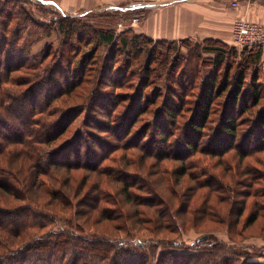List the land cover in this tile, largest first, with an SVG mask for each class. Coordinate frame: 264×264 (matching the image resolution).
I'll return each instance as SVG.
<instances>
[{
	"label": "rangeland",
	"instance_id": "obj_1",
	"mask_svg": "<svg viewBox=\"0 0 264 264\" xmlns=\"http://www.w3.org/2000/svg\"><path fill=\"white\" fill-rule=\"evenodd\" d=\"M112 1L120 4L110 6L116 11H109L110 7L102 11L103 5L96 12H92L95 9L81 11L75 7L61 12L57 7L45 5L39 0L19 3L25 21L18 24L16 19L13 20L9 30H17L24 36L18 46L26 39L29 40V67L8 73V81L2 83L5 90L14 92L26 89L27 81L50 75V82L43 83L40 80L45 92L39 98L44 105L35 106L37 110H44L41 121L47 128L51 126L48 132L52 131L54 134L58 129L67 130L64 134L61 131L55 133V139L47 148L77 141L83 136L89 139L87 144L90 148L91 142H96L91 151L95 156L101 157L98 169H92L94 166L91 163L94 164L98 158L92 157L89 165L58 168L51 175L39 176V170L19 151L21 146L18 144L13 145L15 150L6 160L23 165V174L30 182L27 187L32 185L29 195L41 205L52 209L47 212L55 222L49 226V230L70 231L90 239L104 237L118 249L136 243L143 246L142 250H152L157 254L164 250L188 251V247L195 251L194 245L199 242L198 239L208 235L205 240L207 242L200 243L196 250H204L209 247L208 243H226L234 251L250 253L254 259L264 261V217H260L249 227L245 225L250 213L257 209L256 203L264 209V150L254 151L244 158L239 154L242 152L241 148L247 151L255 146H262L258 133L256 135L254 132L256 124L253 118L240 125L241 132L250 129L254 132L241 148L238 144L242 138L235 148L222 155L215 156L198 150L181 158L178 152L187 122L196 110L201 81L218 72L216 66L211 65L216 53L207 48L224 45V38L229 40L225 45L228 49L245 47L246 45H237L240 43L236 41L235 25L239 21H249L261 26L264 31V0H237L238 5H235L236 0H228L224 10V6L220 5L221 11L232 17L227 21V31L226 28L221 29L219 39L195 42L188 38L164 43H157L161 40L154 39L145 51H132L131 46H122L119 41L110 44L100 43L96 39V26L105 31L115 29V32H120L127 29L131 21H138L129 12H122L129 10L123 0ZM134 2L132 6L141 3L145 6L157 1ZM110 13H116L115 17L107 15ZM63 17H68L69 20L66 23L61 21L66 29L61 33L59 24ZM71 26L75 29H67ZM116 34L128 38L131 36ZM152 48L156 50V55L152 61H148ZM88 51L92 52L93 57L86 58V62L82 53ZM233 53L231 55L229 52V57L219 68V72L228 68L232 69L233 75L240 70L241 65H249L248 80L251 81L254 72H258V82L264 83L263 59L254 62L253 53H248V56L236 53V50ZM41 61L44 63L41 64ZM105 64L112 76H109ZM148 64L150 68L146 69ZM69 70L71 71L68 72ZM67 73L68 77H73L72 81H68V86L81 79L82 82L69 91H61L62 94H53L62 88L59 84L64 83ZM148 74L149 79L146 77ZM5 78L7 79L6 76ZM138 104L148 111L137 117L138 122L128 134L132 117L138 113ZM169 105L179 113L177 118H173L174 121H166L169 126L168 140L163 144L158 139L160 135H157V125L160 121H165ZM260 108L264 109V97L257 109ZM19 109L22 107L17 106L18 111ZM219 109L218 106L215 107L205 130L206 134H210V128L218 125ZM70 112L72 114L67 115ZM63 116L68 125L56 124L58 118ZM245 116L247 115L243 117ZM53 121L55 124L52 125ZM108 122L112 123L110 130ZM205 141L208 144L210 139L207 137ZM203 146H206L205 143ZM164 148L170 153H166ZM245 172H252V176ZM40 177L45 178L52 188L59 189L66 198L62 200L53 194H47L41 184L33 183L32 180L36 178V181ZM212 179L224 182L231 190L219 192L210 187L198 186L211 182ZM100 191L102 200H98L96 204L91 198ZM2 192L4 193L3 190ZM41 192L44 193L43 197H40ZM149 193H154L157 201L163 199L171 206L174 215L171 214L170 230L156 221L159 219L156 211L159 206L145 204ZM228 195H233L238 202L237 206L244 208L243 215L232 230L229 220L232 204L219 198H226ZM207 197V203L216 205L222 213L221 217H226L224 222H217L218 219L211 216L205 218L203 206ZM3 201L4 204L13 205L21 200L7 196ZM105 210L109 216L104 214ZM193 212L198 217L203 216L202 221L196 222ZM230 217L234 222L235 216ZM152 259L156 260V257L152 256Z\"/></svg>",
	"mask_w": 264,
	"mask_h": 264
},
{
	"label": "trees",
	"instance_id": "obj_2",
	"mask_svg": "<svg viewBox=\"0 0 264 264\" xmlns=\"http://www.w3.org/2000/svg\"><path fill=\"white\" fill-rule=\"evenodd\" d=\"M21 2L28 3L30 0H0V190L2 189L4 191V193L2 190L0 191V264H264V261L254 259L250 253L232 250L226 243H208L209 247L204 250H196L199 249L197 247L200 243L207 242L205 241L207 239H204L205 235L202 236V240L194 245L195 251H191L188 247L186 249L188 251L164 250L157 254V252H153L152 250H142L144 249L143 246L136 243L135 245H128L127 247L118 249L114 243L109 242L104 237L90 239L70 231H52L48 229L55 222V219H52L47 212L52 209L41 205V203L29 195L28 192H31L32 189L30 187L32 185L27 187V184L30 182L29 178H26L23 174V165H17L14 162L6 160L8 155L15 150L13 145L18 144L21 146L19 151L37 167L39 176L43 177L51 175V172L58 168L63 169L82 167L86 164L89 165L90 159L98 156H95V153L91 151L96 142L95 144L91 142L90 148V145L87 144L89 139L83 136H80L77 141H68L57 147L47 148L55 139V133L61 131V134H64L67 130V128L58 129L54 134L52 131L48 132L51 126L47 128V125L41 121L43 120V114H45L44 110H37L35 106L44 105V102H40L39 98L41 95L44 96L42 94L44 90L41 88L42 83L40 80H43V83L44 81L48 83L52 79L50 75L43 76L35 81H27V88L20 91L10 92L2 87V83L9 79L8 73L21 71L23 68L29 67L27 64L30 51L28 47L29 40L26 39L21 46H18L19 41L24 36L17 30H9L13 20L16 19L18 24L25 21L24 13L19 6ZM122 12H129L132 17L139 15V11L136 9H129L128 11ZM111 14L114 17L116 15V13L107 15ZM68 20V17H63L60 20L59 28L61 33L62 31H66L61 21L66 23ZM67 29L74 30L75 27L71 26ZM116 33L131 36L129 38L127 36L122 37ZM95 35L99 42L115 44L119 41L122 42V46H131L132 51L135 49L145 51L154 40L151 37L136 33L130 28L123 29L120 32L116 30L115 32V29L105 31L101 27L96 26ZM210 40L212 41V39ZM166 41L169 40L156 42L164 43ZM214 41L218 42L216 40ZM195 42L200 41L197 40ZM223 44L222 46L207 48L216 53V56L211 61V65L216 66L218 72L211 74L208 78L202 79L201 81L200 97L196 110L187 122V129L184 130L181 149L178 150L181 158L190 156L198 150L215 156L225 154L235 148L237 142L242 138L238 144L241 148L242 144L249 137L253 136L254 132L256 135L258 133L259 143L262 146H255L247 151L241 148L242 152H239L240 156L244 158L254 151L264 150V109H257L264 97V83L260 84L258 82V72H254L251 81L247 78L249 65H241L240 70L233 75L231 74L232 69L228 70V68H225L222 73L219 72V68L227 61L229 52L233 55L234 50H236V53H241V55L245 53L247 56L248 53H253L254 62L258 59H263L264 63V47L255 45L245 46L241 49L237 47L228 49L225 46L228 43L224 42ZM152 49L149 51L148 61H152L151 59L156 55V50L154 48ZM92 55L90 51L82 53V56L85 58L84 61L86 62L88 61L86 58H92ZM84 61L83 59L81 60L82 66L84 65ZM40 63L43 64L44 61ZM105 66L110 76L111 71L108 69L107 64ZM145 68H150L149 64ZM54 71L55 69L52 72L54 73ZM65 71L67 70L65 69ZM149 74L146 76L147 79L150 78ZM71 79L73 80V77H68L67 73L64 83L59 84L62 88L53 94H62L61 91H69L70 88L82 82L81 79L80 82L68 86V81ZM179 79L177 78L178 81H180ZM36 86H39V88H36ZM173 102L177 101L173 100ZM138 105V113L135 117H132V124L130 125L131 128H128V134L131 133L133 126L138 122L139 118L137 117L148 111L141 104ZM17 106L22 107V109L18 111ZM216 106L220 108L218 110V125L210 128V134H206L205 130L212 119L211 117ZM178 113L171 105L167 106L165 121L162 120L157 125V135H160L158 139L162 140L163 144L168 140L167 130L169 126L166 121H174L173 118H177ZM70 114L72 113H67V115ZM244 115L247 116L243 117ZM251 118H253V122L257 128L254 127V132L252 129L241 132L240 125L250 121ZM65 120V116L58 118L56 124L62 123L65 125L67 124ZM53 124H55V121L52 122ZM107 127L110 130L112 123L108 122ZM247 132L248 134H246ZM206 135H208V140L210 139L208 144L205 141L207 138H205ZM203 143H205V147ZM211 144L212 146H210ZM165 151L166 153H170L167 149ZM100 161L101 157H98L94 161V164L91 163L94 166L92 168L93 170L98 169ZM247 173L252 174V172H245V174ZM43 177L34 181L35 178L32 181L33 183L41 184L47 194H53V196L64 200L66 197L63 193L59 189L52 188ZM197 183L199 184L200 181ZM242 183L245 184L246 182ZM198 186L210 187L212 190L219 192L231 190L229 185L217 179H212L211 182L207 181L205 184H199ZM126 189L129 190L128 187ZM101 193V191L100 193L97 192L91 200L97 204L98 200H102ZM148 195L145 204L151 207L159 206L158 210H156L159 219L156 221L162 227L170 230L171 214L173 213L172 215H174L171 206L163 199L157 201L154 193L153 195L151 193ZM7 196H14L21 201L13 205L4 204L3 199ZM43 196L44 193L40 195V197ZM219 198L225 199L232 204L229 211L230 228L232 230L236 227L240 217L243 215L244 208L237 206L238 202L233 198V195H228L226 198ZM207 200L208 197L206 198V204L203 206L206 212L205 218L211 216L214 219H218L217 222H224V218L226 217H221L222 213L220 209L214 204L207 203ZM256 207L257 209H254L250 213L245 222L247 227L253 225L260 217H264V209L258 203H256ZM193 213L195 214V212ZM104 214L109 216L106 210ZM231 215L235 216L234 222L231 220ZM194 216L196 222L202 221L203 216L198 217L196 214ZM207 220H209V217ZM152 256H155L156 260H153Z\"/></svg>",
	"mask_w": 264,
	"mask_h": 264
},
{
	"label": "crops",
	"instance_id": "obj_3",
	"mask_svg": "<svg viewBox=\"0 0 264 264\" xmlns=\"http://www.w3.org/2000/svg\"><path fill=\"white\" fill-rule=\"evenodd\" d=\"M56 4L59 11L64 12L69 7L76 10H91L96 12L101 6L104 11L110 6L118 5L112 0H49ZM151 1V0H148ZM155 5L132 6L134 0H123L127 9H137L138 21L127 25L134 32L158 40H204L219 39L221 29L226 28L229 17L221 11L227 6L228 0H156ZM109 5V6H108ZM120 5V4H119ZM118 5V6H119ZM124 6V7H125ZM101 11V10H99ZM109 11H116L110 7ZM255 17V15H253ZM224 31V30H223ZM227 31V28L226 30ZM224 38V37H223ZM225 43H229L226 38Z\"/></svg>",
	"mask_w": 264,
	"mask_h": 264
},
{
	"label": "built area",
	"instance_id": "obj_4",
	"mask_svg": "<svg viewBox=\"0 0 264 264\" xmlns=\"http://www.w3.org/2000/svg\"><path fill=\"white\" fill-rule=\"evenodd\" d=\"M45 5H53L54 7H57L56 4L52 1L48 0H39ZM170 2V1H169ZM154 3H147V5H155ZM238 1H235V5H238ZM136 7L144 6L142 3L135 5ZM139 17H135V20H138ZM261 26H258L255 23L247 22V21H239L235 25V37L236 41H238L240 44L237 45H246V46H262L264 47V31Z\"/></svg>",
	"mask_w": 264,
	"mask_h": 264
},
{
	"label": "water",
	"instance_id": "obj_5",
	"mask_svg": "<svg viewBox=\"0 0 264 264\" xmlns=\"http://www.w3.org/2000/svg\"><path fill=\"white\" fill-rule=\"evenodd\" d=\"M208 237H209L208 235H205V236H204V239H208ZM202 239H203V238H200L199 241L202 240Z\"/></svg>",
	"mask_w": 264,
	"mask_h": 264
}]
</instances>
